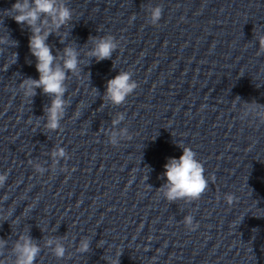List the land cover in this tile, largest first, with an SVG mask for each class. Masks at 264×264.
Listing matches in <instances>:
<instances>
[{"label": "clouds", "instance_id": "9594fccd", "mask_svg": "<svg viewBox=\"0 0 264 264\" xmlns=\"http://www.w3.org/2000/svg\"><path fill=\"white\" fill-rule=\"evenodd\" d=\"M145 11L148 23L152 25L159 23L163 14L161 5H147ZM6 12L18 25L25 26L30 31L28 47L31 55L35 58V68L39 74L38 79L32 77L22 79L18 84L19 92L30 104L37 95V89H41L44 95L49 96L50 103L44 106V116L36 117V126L39 127L41 120H43L44 128L49 132L62 131L61 121L70 106L69 100L65 99L68 91L67 81L70 76H79L83 72L81 67L82 55L91 61L94 59L96 62L110 60L119 49L120 42L114 35L104 34L89 36L86 45L90 44V47L86 49L66 43L65 38H61L59 34L72 21L74 14L66 0H15V3ZM132 19L135 17L133 16ZM253 32L259 45L256 53L259 56L264 54V34L257 33L255 28ZM50 35L58 36L60 42L65 45L62 50L57 49L56 54H53V46L47 42ZM0 46L15 48L18 46V42L11 39L10 34L7 33L6 36H0ZM17 60L18 53L12 52V62L9 66L15 64ZM133 75L134 72L131 70H119L114 78L107 80L102 97L104 101L102 106L124 104L127 98L138 88V83L133 79ZM93 89L98 92L97 89ZM239 101L240 97H236L235 102ZM243 106V117L254 114L260 122L264 123V104L253 101L244 102ZM82 108L83 106L80 110ZM80 110L74 113V118L79 117ZM124 120L125 113L118 112L111 121V129L102 128L101 130L113 146H118L125 139H131L127 127H118ZM31 122L30 120L29 123ZM176 143L182 149V155L179 158L170 157L167 159V163L163 166L164 172L160 177L166 182L156 190L170 204L178 201L192 203L200 199L205 193L209 179L205 175L204 164L198 159L197 152L183 143ZM48 155L51 158L50 169L44 167L40 162H29L33 164L36 173L43 175L49 170L55 173L60 161H67L70 158L66 149L59 144L55 145ZM60 171L65 172L66 167H60ZM7 179L8 173H0V188L4 187ZM149 187L151 188L150 185ZM225 199L232 203L234 197L231 194H226ZM10 215L11 211L8 212V216ZM183 223L191 231H195L199 227L191 214L184 216ZM64 239V237L48 236L43 242V247L49 249L57 259H63L67 253ZM7 245L8 241L0 238V257H4L0 259V264H36L42 251L41 245L30 235L29 231L18 235L11 249L8 250L9 254L5 256ZM90 248L91 240L88 237H83L76 246V252L86 254ZM122 252L123 250L116 252L114 258L105 257L104 259L107 264H120L119 258Z\"/></svg>", "mask_w": 264, "mask_h": 264}]
</instances>
